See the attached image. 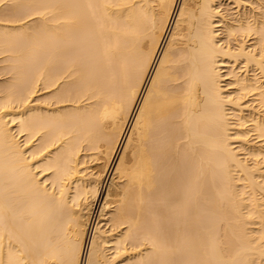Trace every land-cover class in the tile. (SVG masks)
<instances>
[{
  "label": "bare ground",
  "instance_id": "6f19581e",
  "mask_svg": "<svg viewBox=\"0 0 264 264\" xmlns=\"http://www.w3.org/2000/svg\"><path fill=\"white\" fill-rule=\"evenodd\" d=\"M0 264H264V0H0Z\"/></svg>",
  "mask_w": 264,
  "mask_h": 264
}]
</instances>
